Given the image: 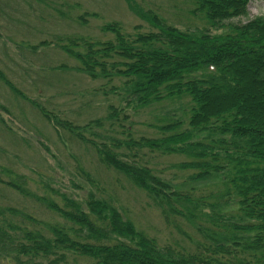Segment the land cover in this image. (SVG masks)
<instances>
[{"label":"trees","instance_id":"1","mask_svg":"<svg viewBox=\"0 0 264 264\" xmlns=\"http://www.w3.org/2000/svg\"><path fill=\"white\" fill-rule=\"evenodd\" d=\"M185 1L202 29L180 30L124 0L149 30L131 34L109 22L101 38L38 44L58 45L112 101L82 124L31 102L57 142L84 152L75 169L95 191L74 197L43 180L34 190L5 170L4 188L18 201H0V264H264V17L233 23L251 0ZM36 2L63 21L88 24L90 15H70L76 4ZM0 81L22 96L1 70ZM97 167L139 195L141 210L168 231L165 241L97 187L85 169Z\"/></svg>","mask_w":264,"mask_h":264},{"label":"rangeland","instance_id":"2","mask_svg":"<svg viewBox=\"0 0 264 264\" xmlns=\"http://www.w3.org/2000/svg\"><path fill=\"white\" fill-rule=\"evenodd\" d=\"M58 7L60 3L78 5L71 11L74 19L84 14L88 24L78 26L72 20L59 19L52 10L38 4L36 0H0V70L21 92L13 95L0 81V201H18L17 196L6 190L2 181L7 180L5 170L22 174L34 183L45 181L56 189L67 191L74 197H83L88 189L75 169L76 161L83 160L84 152L65 138L61 145L50 126L34 110L31 102L60 116L82 124L93 117H102L109 101L100 94L102 82L73 70L76 62L67 57L58 45L39 46L42 41H51L58 36H100L99 28L109 22H118L127 33L134 27L149 30L145 21L128 9L124 0H45ZM144 11L153 10L172 26L180 30L202 29L200 17H193V9L185 0H134ZM66 11V10H65ZM95 14V17L91 15ZM198 14V13H197ZM255 17H264V0H251L247 16L233 21L244 24ZM220 32V31H219ZM32 46H35L33 48ZM65 65L67 69H59ZM148 120V118H147ZM137 130L139 128L136 126ZM89 158V154H88ZM176 159H173L175 161ZM96 178L98 188L115 193L121 205L127 208L130 217L157 241L163 242L168 231L158 216L141 210L144 201L127 188L121 189L103 169H87ZM75 184L82 188H75ZM89 185V184H88ZM87 185V186H88ZM90 187V186H88ZM35 190V189H34ZM41 193V192H40ZM9 203V202H8ZM39 217L47 214L37 210Z\"/></svg>","mask_w":264,"mask_h":264}]
</instances>
